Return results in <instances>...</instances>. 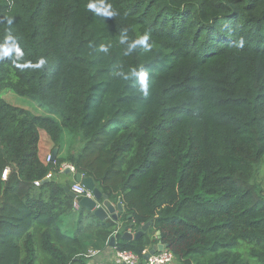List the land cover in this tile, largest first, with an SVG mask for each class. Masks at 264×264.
Here are the masks:
<instances>
[{"label": "trees", "instance_id": "1", "mask_svg": "<svg viewBox=\"0 0 264 264\" xmlns=\"http://www.w3.org/2000/svg\"><path fill=\"white\" fill-rule=\"evenodd\" d=\"M89 2L0 0V45H16L0 58V92L52 114L0 97V264H86L81 235L113 236L140 261L160 242L180 264H264V0H95L111 18ZM146 32L150 48L129 51ZM41 132L53 147L77 142L46 161ZM63 162L120 200L117 221L73 211Z\"/></svg>", "mask_w": 264, "mask_h": 264}, {"label": "water", "instance_id": "2", "mask_svg": "<svg viewBox=\"0 0 264 264\" xmlns=\"http://www.w3.org/2000/svg\"><path fill=\"white\" fill-rule=\"evenodd\" d=\"M57 153V148H54L52 151V157L54 158ZM68 173V171H66ZM75 179L80 181L85 188L90 190L93 194V198L89 197H81L79 199V205L91 212L93 216H95L100 221H103L107 218L112 219L113 221H117L121 211L123 210V206L120 200L113 203L110 199L107 198L106 195L102 194L99 188L95 186V183L91 177H84L79 173L75 174ZM45 181H42L43 184ZM63 189L65 192L72 198H75V194L70 191L69 186L67 184L63 185ZM149 226V222L144 223L137 227L134 232H130L127 230V227L123 228L122 238L131 240L138 239L142 234L147 230ZM156 234L159 235V231H156ZM108 244L110 246H114V237H110ZM164 248H167V245L158 242L152 249H150L147 253H145L144 258H147L150 254L155 251H161Z\"/></svg>", "mask_w": 264, "mask_h": 264}, {"label": "built area", "instance_id": "3", "mask_svg": "<svg viewBox=\"0 0 264 264\" xmlns=\"http://www.w3.org/2000/svg\"><path fill=\"white\" fill-rule=\"evenodd\" d=\"M52 158L51 154H48L46 156V161H49ZM68 171V173L66 172ZM59 172L60 173H67L70 175V178H72V181L69 182V189L75 194V198L73 200V208L78 209L80 207L79 205V199L81 197H89L93 198V194L90 190L85 188V186L80 182L75 179V167L74 165L68 163V162H63L59 166ZM8 174V168L3 169L1 178L5 179ZM53 174L48 173L45 178L49 179L52 177ZM41 181H34V185L38 186ZM128 231L134 232L135 229L132 228H127ZM98 251L94 249H89L88 250V255H95L97 254ZM147 253V252H146ZM112 262L114 264H172L175 260L174 255L172 252H170L167 248H164L161 251H155L154 253L150 254L147 258H144L143 260L140 261L139 257L137 254L131 252V251H126V250H116L114 251L112 255Z\"/></svg>", "mask_w": 264, "mask_h": 264}, {"label": "crops", "instance_id": "4", "mask_svg": "<svg viewBox=\"0 0 264 264\" xmlns=\"http://www.w3.org/2000/svg\"><path fill=\"white\" fill-rule=\"evenodd\" d=\"M64 137L67 138V135H65ZM38 148H39V155L42 158L46 157L48 154L52 155V151L54 148H57V153H56L55 157H57L59 155H64L65 152L67 151L66 146L60 145V147L59 146L53 147L52 144L50 143V141L48 140V138L45 136V139H44V137H42L41 135H40V141H39ZM63 174L64 175L66 174L67 177L70 178V175H68L67 173H63ZM63 174H59L57 176H55L53 174L52 177L57 178V180L61 181L62 179L65 178ZM113 203H115V202H113ZM65 219L66 218L61 219L62 220V222H61L62 227H64L66 229L65 232L70 231V233H72V231H73L72 227L74 225L73 221L67 219L68 222H71V223L67 224ZM107 219L112 220L110 218H107ZM118 226H119V231H121V223H119ZM81 238L84 239V244L86 246V248H85V256L87 257L86 264H114L112 262V260H113L112 255L115 251L114 246H110L108 243L103 244L102 242L96 240L95 236H93V235L90 237H87V238L84 235H81ZM89 249L97 250L98 253L95 254L94 256L93 255L90 256V255H88ZM172 264H180V263L177 260H174V262Z\"/></svg>", "mask_w": 264, "mask_h": 264}, {"label": "clouds", "instance_id": "5", "mask_svg": "<svg viewBox=\"0 0 264 264\" xmlns=\"http://www.w3.org/2000/svg\"><path fill=\"white\" fill-rule=\"evenodd\" d=\"M109 7L110 6L98 8L95 0H90V2L87 4V8L89 11L103 13L105 17L111 18L117 15V13L114 10L110 11ZM11 22H12L11 19H9L8 23L11 24ZM149 39H150V33L148 32L144 33L129 45V51L131 49L136 48L137 46H142L145 49L150 48ZM124 42H125L124 38L122 37L121 43ZM240 46L241 47L243 46V41L240 42ZM15 48L16 45L14 43H7V42L3 43L2 45H0V58L11 55L14 52ZM100 51L107 52V48L101 46ZM46 63L47 60L42 57L36 62L34 66L36 68H43ZM132 75L136 78V82L139 85V88L142 91V93L145 96H147L150 87L149 72L147 71V69H141L138 72H133Z\"/></svg>", "mask_w": 264, "mask_h": 264}, {"label": "rangeland", "instance_id": "6", "mask_svg": "<svg viewBox=\"0 0 264 264\" xmlns=\"http://www.w3.org/2000/svg\"><path fill=\"white\" fill-rule=\"evenodd\" d=\"M0 97L14 106L22 107V108L29 110L32 114L52 116V114L49 112L48 109L38 106L37 99H32L29 97H22L9 90L1 91ZM40 135L44 137L45 139L46 134L44 132H41ZM65 135H67V138L64 137ZM76 140H77L76 136L73 137V136H70L69 134H64L62 146H66L68 150L70 146L74 145L77 142ZM66 178H67L68 183L72 181V178H69V177H66ZM258 181L264 185V167H260V171L258 174ZM63 182L64 183L62 184H65L66 181L64 180ZM73 211H77V209L73 208ZM86 212H84V215H87ZM65 218L73 221V224H74L72 227L73 230L77 228L78 216L76 214H74L73 217H70V215H68ZM84 219L85 217H83L82 220Z\"/></svg>", "mask_w": 264, "mask_h": 264}]
</instances>
